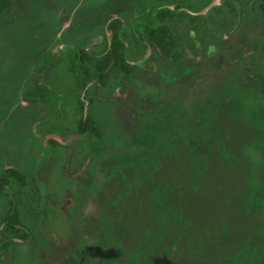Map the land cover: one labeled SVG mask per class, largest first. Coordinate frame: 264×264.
Instances as JSON below:
<instances>
[{
  "label": "rangeland",
  "instance_id": "obj_1",
  "mask_svg": "<svg viewBox=\"0 0 264 264\" xmlns=\"http://www.w3.org/2000/svg\"><path fill=\"white\" fill-rule=\"evenodd\" d=\"M77 1L34 0L25 7L17 0L13 12L0 15V150H17L20 165V137L28 136L33 161L23 165L30 173L44 134L74 129L76 122L77 116L56 120L50 103L24 101L31 70L50 47L40 48L38 36L55 35L45 12L64 14L53 28L74 26ZM156 7L149 4L150 12ZM104 9L117 14L116 6ZM221 13L188 27L216 42L214 54L187 55L183 22L186 48L176 59L155 58L152 68H134L128 87L111 101L96 99V87H89V111L107 148L92 161L91 135L67 154L54 148L44 174L49 214L33 216L20 207L36 233L35 255L30 240L18 241L0 254V264H264V17ZM60 56L48 80L56 111L60 94L81 92L66 69V53ZM116 73L107 90L119 84ZM78 166L82 175H92L88 186L69 175Z\"/></svg>",
  "mask_w": 264,
  "mask_h": 264
},
{
  "label": "flooded vegetation",
  "instance_id": "obj_2",
  "mask_svg": "<svg viewBox=\"0 0 264 264\" xmlns=\"http://www.w3.org/2000/svg\"><path fill=\"white\" fill-rule=\"evenodd\" d=\"M25 1V7H27L29 1L33 2L34 0ZM16 2L17 0H13L11 10L0 13V15L5 16L13 12L16 7ZM202 2L206 3L201 6L198 5L199 3L202 4ZM77 4H79V6H77L79 15L74 19V23L80 24L79 26L76 24L65 29H60L58 27L59 25L56 23V26L53 28L54 22H61L64 14L60 11L58 13L45 12L47 15L46 20L49 21L51 29L55 31V35L38 36L40 38V48L46 45L50 47L42 52L40 67L37 66L31 70L28 79L29 89L25 91L29 99L24 101L28 104L40 103L42 105H47L50 103L49 110H54L57 116L59 115L56 120L64 115H66L67 118L70 116H77L73 127L74 129L69 130L67 127L65 130L51 129L44 134L42 137V152L35 161L32 173L23 165V161L25 160L26 164H30L33 161V152L30 144L32 142L26 141L28 140V136L27 139L20 137V140H23L21 146L18 147L22 150V152L19 153L22 156V161H19L22 162L20 165L14 162L18 156L17 150L11 149L12 151L6 152V156L2 154L0 150V167L3 165L0 168V180L1 178L7 179V183H4L3 187H0V254L2 256L9 253L14 243L27 240L31 241V252L33 256L35 255L37 249L36 233L28 225V221L31 219H25L26 217L22 215L20 207L23 206L26 212L33 216L42 214L43 217H46L49 214L51 193L46 179L44 178V174L47 164L54 152V148L59 147L67 154V150H72L75 143L90 135L95 138L91 155L89 156L90 161L107 148L105 147V135L101 129L100 123L89 111V107L93 102V99L87 94L90 86L94 85V87H96V95L94 96L96 99L111 101L120 94L123 88L128 87L134 75V68L143 70L152 68L155 58L161 61H172L176 59L178 57V50L186 48V45H183L180 37L181 31L179 26L182 25L183 22H186L187 29H189V26H197L196 28H198L197 21L199 19L220 15L222 14L221 11L224 10L229 14H235L238 18L246 17L248 14H252L253 17H264V0H180L178 2L175 0H80ZM149 4H155L157 7L150 12L151 9L149 8ZM103 6L104 8L116 6L117 14L110 16L105 15V9L102 8ZM22 9L27 13L30 11V9L27 8ZM162 10H168L163 17L159 15ZM149 13L152 15L151 18H148ZM115 19L121 20L123 26V30L120 33L121 41L123 42L122 50L124 64L122 66L117 64L116 56L111 53L115 31L109 28V24ZM127 19L130 20L129 30L126 28L125 24ZM134 19L140 20L138 22H141V26L142 21H144L146 24H156V28H161V26L167 27L169 29L167 33L171 36V41L168 43H172L171 46H166V41H164L165 45H160L154 40L146 38L141 29H134ZM47 21L42 20L44 27L47 25ZM92 27L98 29L94 36L79 38L76 35L77 33L85 34ZM188 33L189 41L186 44L190 43V48L186 52L187 55L193 54L196 57L195 59H200L202 56L212 55L218 50V46L215 41H212V38H210L211 40L209 42H206V39L202 37L199 31L196 32L189 29ZM133 45H137L135 49L132 48ZM34 48H36V46ZM73 51L79 53L85 51L95 58H101L111 54L110 62L103 72L105 76L100 77V75H96L88 79L87 82L79 78L69 69V54ZM62 52L66 53V69L74 75L75 81L81 87V92L78 91L79 95L77 98L73 97L78 93L77 91H73L71 97H66V94H60L61 98L58 100L56 111V106L54 104L56 99H53L51 89L48 86V80L52 77L51 73L54 71L55 65L61 57L60 54ZM29 53L30 58L35 52L33 50ZM6 68L7 73L5 75L11 79L13 74L10 71H12L13 68H11V66L8 67V65ZM3 70L4 69L1 68L0 73ZM114 71L118 73L116 74L120 76V79L118 78L119 81H117L119 84L110 91L107 89H109L110 84H112ZM134 88L136 89V87ZM105 91L107 93H104ZM7 98H9V96ZM77 112H79L80 116L77 115ZM90 119L95 121V128L98 132L89 124ZM4 157H7L11 162L2 164V159ZM74 157V153L71 152L70 159L72 160ZM79 167L80 166H78L76 170L74 168L69 175L76 181L88 186L91 183L90 179L92 175L86 173L87 170L85 171L86 174L82 175L83 166L80 167V169ZM11 169L20 172V174L25 177V182L22 183L20 178L15 174H10L9 171ZM2 208L4 213L1 211ZM14 214L18 216L19 224L17 227L21 229V235H16L11 229L6 230L9 222L8 216ZM5 242H8V245L5 249H2V244Z\"/></svg>",
  "mask_w": 264,
  "mask_h": 264
},
{
  "label": "trees",
  "instance_id": "obj_3",
  "mask_svg": "<svg viewBox=\"0 0 264 264\" xmlns=\"http://www.w3.org/2000/svg\"><path fill=\"white\" fill-rule=\"evenodd\" d=\"M12 6H13V0H0V13H5L10 11ZM167 11L168 10H162L160 11L159 15L163 17ZM138 21L140 20L137 19L133 20L134 29L136 30L141 29L144 32L145 34L144 36L146 38L152 39L156 43H159L160 45H165L164 41H166L167 42L166 46H171L172 43H168L171 41V36L169 33H167V30H169L167 27L161 26V28L158 27L156 28V24H146V22L142 20H141L142 21V26H141V22ZM109 28L115 31L113 37L114 43L111 53L116 56L117 64L122 66L124 64V60H123V50H122L123 42L121 41L122 39L120 35V33L123 30L121 20L119 19L113 20L109 24ZM110 59H111V54L103 56L101 58H95L85 51L81 53L77 51H73L69 54V61H70L69 69L72 72H74L79 78L87 82L88 79H91L96 75H100V77L105 76L103 72L106 69L107 65L109 64ZM89 124L91 125L92 128H94L96 132H98L97 129L95 128V121L93 119H90ZM9 172L10 174H15L18 178H20L22 183L25 182V177L22 174H20V172H18L17 170L11 169ZM4 183H7V179L1 178L0 187H3ZM8 219L9 222L6 230L11 229V231L16 233V235H21L20 234L21 229L17 227V225L19 224V219L17 214L11 216L9 215ZM7 245L8 242L3 243L2 249H5Z\"/></svg>",
  "mask_w": 264,
  "mask_h": 264
},
{
  "label": "crops",
  "instance_id": "obj_4",
  "mask_svg": "<svg viewBox=\"0 0 264 264\" xmlns=\"http://www.w3.org/2000/svg\"><path fill=\"white\" fill-rule=\"evenodd\" d=\"M90 4H91V2H90Z\"/></svg>",
  "mask_w": 264,
  "mask_h": 264
}]
</instances>
